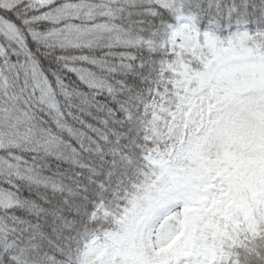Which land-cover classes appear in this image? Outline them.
<instances>
[{
  "label": "trees",
  "instance_id": "1",
  "mask_svg": "<svg viewBox=\"0 0 264 264\" xmlns=\"http://www.w3.org/2000/svg\"><path fill=\"white\" fill-rule=\"evenodd\" d=\"M81 1L0 0L17 31L0 27V190L18 202L0 206V264H157L167 255L170 264H264V149L219 152L224 127L264 89L224 93L217 78L203 83L198 54L168 47L180 15L221 41L248 34L264 44V0H92L104 10L87 26L134 39L129 46L90 29V40L56 36L82 20L43 14ZM43 80L57 112L41 97ZM162 156L203 190L180 200L174 244L155 251L146 225L130 246L124 219L157 195Z\"/></svg>",
  "mask_w": 264,
  "mask_h": 264
},
{
  "label": "rangeland",
  "instance_id": "2",
  "mask_svg": "<svg viewBox=\"0 0 264 264\" xmlns=\"http://www.w3.org/2000/svg\"><path fill=\"white\" fill-rule=\"evenodd\" d=\"M2 1L10 5L19 2V0ZM31 1L36 6L47 7L55 0ZM175 2V0H171L172 4H175ZM101 7L99 1L83 0L80 3L67 2L51 9L45 17L58 22H69L71 21L70 19L73 18L76 21L82 20L79 24H68L70 28L68 29L65 26L66 33H57L56 36L64 34L66 39L70 40H90V30H92L96 31L94 37L97 39H105L122 46H129V44H131L130 41L134 39L124 36H119L116 39L113 31H107L104 26H87L86 21L95 20L96 15L104 10V8L101 9ZM0 26L7 30V26L9 25L4 20L0 19ZM72 31L75 32L73 33ZM137 42L138 41H135L134 43L137 44ZM206 44L210 46L214 55L213 60L210 61L207 66L206 75L207 77L218 75L219 83L223 86L224 93L233 92V89L241 90L244 88H259L264 86L263 55L252 53L250 50L244 48L241 43L232 44L230 47L219 48L216 42L207 38ZM183 47L193 48V50L199 51L202 50L199 34L193 28H184L176 31L169 42V48L173 50H180ZM219 68L221 69L220 73ZM76 71L89 85L93 87L101 86V82L86 70L76 69ZM231 89L232 91H230ZM39 90L43 101L53 109L58 110L55 97L44 80L43 82H39ZM263 147L264 98H259L253 101L250 110L238 111L235 114L232 124L227 126L224 130L222 149L227 156H232L234 152L238 150ZM159 162L162 168L161 181L165 186V190L159 191L158 196L148 199L146 205H144L143 202H138L135 206L136 212H141V214L136 223L131 225V232L127 236V241L130 246H133L137 228L145 226L149 217L159 210L165 202L177 195L184 196L190 200H196L201 194V182L196 178V174L192 177L180 176L175 170L176 163L174 161L168 158H160ZM206 187H208V184H206ZM208 188L212 189L213 187L209 186ZM0 205L4 207L17 205V199L14 193L8 190H0ZM242 210L244 211L243 214L247 215L248 208L246 205L243 206ZM180 212V206L177 204L173 205L170 213L155 227L152 234L155 251H162L174 242L175 236H173V234L178 231ZM129 221L130 217L128 216L125 219V224H128ZM101 256L105 257L104 250ZM160 260L161 261L157 264L171 263L170 255L163 256ZM174 264H178V262H174Z\"/></svg>",
  "mask_w": 264,
  "mask_h": 264
}]
</instances>
